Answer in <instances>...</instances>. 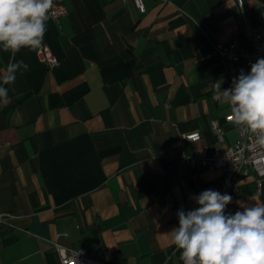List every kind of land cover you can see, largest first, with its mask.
<instances>
[{
    "label": "crops",
    "instance_id": "obj_1",
    "mask_svg": "<svg viewBox=\"0 0 264 264\" xmlns=\"http://www.w3.org/2000/svg\"><path fill=\"white\" fill-rule=\"evenodd\" d=\"M68 0L46 21L43 43L15 59L29 69L0 102V264H61V248H84L105 264H183L170 232L177 212L219 183L194 175L189 158L238 128L224 119L230 64L217 42L245 40L263 21L264 0ZM10 53L0 48V76ZM199 131L196 141L183 134ZM264 206L254 178L241 181L228 212Z\"/></svg>",
    "mask_w": 264,
    "mask_h": 264
},
{
    "label": "clouds",
    "instance_id": "obj_2",
    "mask_svg": "<svg viewBox=\"0 0 264 264\" xmlns=\"http://www.w3.org/2000/svg\"><path fill=\"white\" fill-rule=\"evenodd\" d=\"M52 6L53 0H0V48L10 53L0 76V102L8 101L6 85L29 69L15 59L17 53L42 45ZM221 84L214 85V99L227 103L232 123L253 134L255 145L264 148V58L247 74L241 70L230 88L222 90ZM193 199L198 207L178 210V226L170 232L183 264H264V206L226 213L232 196L211 189Z\"/></svg>",
    "mask_w": 264,
    "mask_h": 264
},
{
    "label": "built area",
    "instance_id": "obj_3",
    "mask_svg": "<svg viewBox=\"0 0 264 264\" xmlns=\"http://www.w3.org/2000/svg\"><path fill=\"white\" fill-rule=\"evenodd\" d=\"M67 1L53 0L49 18L58 19L65 16L68 13ZM133 2L141 12L145 10L143 0H133ZM237 3L242 6L243 0H237ZM262 17L261 23H246L243 26L240 35L245 43L234 39L227 43L217 42L214 45V53L222 60L233 64L228 70L224 89L232 86L233 78L238 77L241 70L247 74L257 59L264 58V12ZM37 54L39 59L49 67L59 64L58 57L46 43H42L37 49ZM230 115L231 109L228 105V111L224 116L226 122H232ZM237 128L239 138L234 142H229L224 125L219 120L211 122V129L215 134L218 147L216 149L204 147L189 158L194 175L202 170H219L221 177L219 183L213 186V190L231 196L239 193L241 181L244 178L252 176L257 185V192L264 197V148L255 145L254 135L245 128L238 126ZM182 137L187 141H196L201 137V132L186 133ZM228 208L229 204L225 209L226 213ZM3 219L4 215L0 214V222ZM57 247L62 252L61 264H105L90 256L84 248L66 250L59 245Z\"/></svg>",
    "mask_w": 264,
    "mask_h": 264
}]
</instances>
